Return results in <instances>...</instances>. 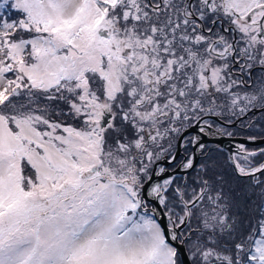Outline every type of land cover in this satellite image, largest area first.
<instances>
[{
    "label": "snow or ice",
    "instance_id": "obj_1",
    "mask_svg": "<svg viewBox=\"0 0 264 264\" xmlns=\"http://www.w3.org/2000/svg\"><path fill=\"white\" fill-rule=\"evenodd\" d=\"M0 264H264V0H0Z\"/></svg>",
    "mask_w": 264,
    "mask_h": 264
},
{
    "label": "water",
    "instance_id": "obj_2",
    "mask_svg": "<svg viewBox=\"0 0 264 264\" xmlns=\"http://www.w3.org/2000/svg\"><path fill=\"white\" fill-rule=\"evenodd\" d=\"M226 147H229L230 145H228L227 143H226V145H225Z\"/></svg>",
    "mask_w": 264,
    "mask_h": 264
}]
</instances>
